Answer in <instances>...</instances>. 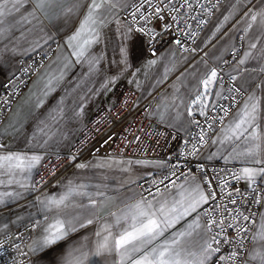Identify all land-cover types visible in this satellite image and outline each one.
Masks as SVG:
<instances>
[{
    "label": "crops",
    "instance_id": "1",
    "mask_svg": "<svg viewBox=\"0 0 264 264\" xmlns=\"http://www.w3.org/2000/svg\"><path fill=\"white\" fill-rule=\"evenodd\" d=\"M130 1L109 0V3L98 10V42L92 44L86 57L79 62L71 55L72 48L68 46V42L87 13V8L83 5L89 4L90 0H81V7L72 14L64 11L71 0L53 3L43 10L35 7L36 0H23L19 11L13 10L4 18L0 25L4 29V38L0 39V87L15 72L21 58L55 42L58 46L52 59L34 78L2 124L0 135L5 147L0 150V155L26 153L29 156L35 154L42 157L48 151L68 149L92 110L100 102L109 100L110 86L131 81L141 87L142 96L157 90L151 116L172 127L177 132L178 141L190 128L189 110L199 111V104H193V101L198 93H205L204 86L200 83L205 71L220 64L235 46L238 36L243 34V53L230 66L228 74L235 77L236 83L245 88L248 94L201 152L200 157L208 162L220 160L240 164L242 170L246 167L258 169L264 166L251 162V158L246 155L251 141L244 138H224L225 129L231 125L235 114L251 93L255 92L260 97L264 115V71H261L264 68V23H261L259 16L255 22L251 19L252 15L264 9V0H223L196 43L197 50L206 46L208 49L203 56L196 59L191 52H181L173 46L165 47L154 59L148 58L144 39L130 32L119 16ZM8 6L12 8V3ZM225 17H228L227 21ZM129 44L133 46L135 55L130 66L125 69L120 64L121 48ZM90 58H95L97 62L90 65ZM242 59L245 60L243 64L240 63ZM149 61L155 63L150 64ZM223 91L216 81L210 88V94L204 95L203 102L207 108L221 97ZM216 93L220 95L217 96ZM260 123L264 129V119ZM261 158L264 159V153ZM84 164L87 166L77 167L63 181L36 198H29V195L39 164L30 174L13 169L14 174L9 175L5 169H0V200L3 201L0 203V236L33 220L37 222V226L29 244L31 246L41 238L42 230L47 224L57 218L77 217L86 226L81 228L77 223V231L69 239L75 246H83L84 251L91 252L101 239L96 236V232L103 226L113 225V232L119 230L112 213L119 215L126 203L140 198L136 183L142 178L159 175L165 167L164 154L156 159L97 155ZM254 179L264 183V175H257ZM249 182L243 179L244 186ZM197 183L204 190L199 178L190 176L162 193L169 199H179L180 186L190 188ZM80 185L84 187L79 191L88 195L69 196L65 201L68 207L63 211L55 208L48 210L41 204V201L50 198L59 199L68 192L69 187ZM90 200H95L96 205L93 206ZM195 215L194 213L187 217L186 221H191ZM88 219L93 222L87 224ZM186 221H181L177 228L186 226ZM199 222L201 228L188 238L192 242L200 239L197 232L205 235V224L201 216ZM262 223L264 199L254 238ZM62 244L63 242L35 254L30 251L33 256L31 264H51ZM259 247L260 243L254 239L245 264H256L250 260V254ZM111 260L109 257L107 264H111ZM86 264H106V261L104 257H90Z\"/></svg>",
    "mask_w": 264,
    "mask_h": 264
},
{
    "label": "built area",
    "instance_id": "2",
    "mask_svg": "<svg viewBox=\"0 0 264 264\" xmlns=\"http://www.w3.org/2000/svg\"><path fill=\"white\" fill-rule=\"evenodd\" d=\"M222 2L223 0H188V4H185V0H164L161 4L160 0H151V6L144 2L143 7H140L142 0H131L121 10L119 16L129 29H132V33L144 39L148 58L154 59L165 47L173 46L181 52H191L196 59L203 56L208 49L206 46L197 50L196 43ZM164 5H167L168 9L175 7L177 10L166 9L162 13L165 19L159 20L153 15V6L164 7ZM142 16L149 18L147 23L141 19ZM173 16L177 19L173 20ZM165 24L171 27L163 30ZM140 27L153 28L159 35L149 43L147 37L136 31ZM177 40L180 41L179 44L176 43ZM57 46L58 43L55 42L21 58L15 72L3 81L0 87V128L34 78L52 59ZM243 50L244 35L240 34L225 59L212 67L217 70V83L224 90L221 97L206 109L204 116H201L199 111L191 112L190 128L178 141L177 132L172 127L151 116L157 90L142 96L140 86L127 82L115 85L112 96L109 100L100 102L92 110L68 149L48 151L43 154L34 174L33 189L29 198L42 195L63 181L77 168V164H84L97 155L156 159L164 154L163 172L157 176L142 178L136 183L139 196L151 198L148 195L149 191L153 195L156 194L157 188L164 192L174 188L172 181H175L177 186L190 176L198 177L205 191L211 184L212 190L217 194L216 198L201 207L200 216L205 225L209 219H223L227 237L232 241V243L223 242L225 233L217 237L221 241L220 252L213 256L211 264H217L219 256L227 257L232 251L240 253L235 264H245L248 251L254 243L255 227L261 216L264 183L254 179V182L244 186L243 179L234 178L242 174L240 164L220 160L208 162L200 157L201 152L223 128L248 94L247 90L239 86L228 74V69L241 56ZM225 109L228 110L227 114ZM202 134L203 141L200 139ZM0 145L5 147L1 135ZM73 156L76 157L74 161L71 159ZM153 181L156 183L154 184ZM221 181L227 182L223 192L220 188ZM229 193L232 195L229 196ZM233 198L236 199L235 204L231 203ZM257 200L259 203L256 202ZM237 210L248 216L249 220L239 218L234 221L232 217L236 215ZM229 223L234 227L227 228ZM36 226L37 222L31 220L0 236V264H31L33 256L29 244ZM235 226H241L244 231L238 235ZM218 231L219 228L213 225V233ZM237 241H242V246L236 243ZM219 264H229V262L220 261Z\"/></svg>",
    "mask_w": 264,
    "mask_h": 264
},
{
    "label": "snow or ice",
    "instance_id": "3",
    "mask_svg": "<svg viewBox=\"0 0 264 264\" xmlns=\"http://www.w3.org/2000/svg\"><path fill=\"white\" fill-rule=\"evenodd\" d=\"M60 2L62 0H36L35 7L43 10L53 3ZM144 2L149 3L151 6V0H142L140 7H143ZM163 2L164 0H160L161 4ZM9 3H12V8H9ZM106 3H109V0H100V2L90 0L89 4L83 5L87 8V13L80 23L79 29L69 37L68 42V46L72 48L71 55L77 58V62L83 60L92 44L98 42L97 13ZM22 4L23 0H15L14 3L13 0H0V25L3 24L4 18L10 15L13 10L19 11V7ZM185 4H188V0H185ZM80 7L81 0H71L70 5L64 11L66 14H72L78 11ZM112 7H115V4H112ZM153 7V15L159 20L165 19L162 13L166 9L169 11L177 10L175 7L168 9L167 5H164V7ZM137 11H139V8ZM258 16L261 19V23H264V9L252 15V21L255 22ZM141 19H144L147 23L149 18L142 16ZM172 19L176 20L177 17L173 16ZM227 20L228 17H225V21ZM170 27L171 25L165 24L163 30H167ZM129 31L131 32L132 29L130 28ZM136 31L147 37L149 43L159 35L153 28L140 27ZM217 31H219V28ZM3 38L4 29L0 28V39ZM176 43L179 44L180 41L177 40ZM252 47H255V45H252ZM134 55L135 50L131 44L122 46L120 64L126 69L130 66ZM245 59H247V54ZM96 62L95 58L89 59L90 65ZM149 63L154 64L155 61H149ZM240 63H245V60L242 59ZM261 71H264V68ZM217 79V70L211 68L205 71L204 77L200 81L204 86L205 93H198L193 104H199V114L201 116L206 114L207 108V105L203 102L204 95L210 94V88ZM232 79H235V77H232ZM49 86H51V81H49ZM49 90H51V87ZM236 91L240 90L236 89ZM45 94L47 95V93ZM216 95L219 96L220 93H216ZM227 111L225 109V114H227ZM191 114V110H189V115ZM262 119H264V115H262L260 97L253 92L248 96V100L245 101L243 107L235 114L231 125L225 129L224 137L226 140L244 138L251 141V146L247 148L246 155L251 158V162L260 165H264V159L261 158L262 153H264V129L261 128L260 123ZM200 139L201 141L204 140L203 134ZM3 147V145H0V148ZM71 159L74 161L76 157L73 156ZM41 160L42 157L35 154L31 156L26 153L4 154L0 155V169H5L9 175L14 174L13 169L27 171L30 174L40 164ZM137 163L145 162L137 161ZM86 166L82 163L76 165L78 168ZM257 175H264V166L258 169L246 167L242 170L241 175L234 178L254 182V178ZM153 183L155 184L156 182L153 181ZM160 183H163V181H160ZM171 183L175 187V181ZM226 186V181L220 182L221 192ZM83 187V185L69 187L68 192L64 196L59 199L50 198L47 201H41V204L48 210L55 208L63 211L64 208L68 207L65 201L69 199V196L73 194L88 195L79 191ZM180 187L179 199H169L157 188L155 195L149 191L148 195L152 197L151 199L148 196H140L134 202L126 203L119 215L115 212L112 213L115 218V225L119 226V230L113 232V225L106 224L103 226L101 230L96 232V236L101 237V239L97 241L94 250L91 252L84 251L83 246H75L73 241L69 239L70 235L77 231V223H79L81 228L86 226L77 217L57 218L54 222L47 224L42 230L41 238L29 246V250L33 254L44 252L63 242L61 250L54 256L51 264H86L90 257H104L106 264L109 257L112 258L111 264H211L213 256L220 252L221 241L217 237L221 233H225L223 242L232 243L227 237L224 220L209 219L204 228L205 235H200L197 232L200 239L195 242L190 241L188 238L192 237L193 232L201 228L199 222L200 212L198 210L201 209L202 205L208 204L210 200H215L217 194L212 190L211 184L208 185L207 191L201 189L198 183L190 188ZM231 195L229 193V196ZM2 202L0 200V203ZM256 202L259 203L258 200ZM90 203L93 206L96 205L95 200H90ZM231 203L235 204L236 199L233 198ZM225 211H227V208H225ZM194 213L196 214L195 217L191 221H186V218ZM205 214H207V210H205ZM239 218L245 221L249 220L248 216H244L243 213L237 210L236 215L232 219L235 221ZM181 221H186V226L177 228ZM92 222V219L87 220V224ZM213 225L219 228L218 232L213 233ZM233 227L232 223L227 225V228ZM235 230L238 235L241 231H244L241 226H235ZM102 233L105 234L102 236ZM254 239L260 243V247L250 254V260L256 262V264H264V223L261 224L260 230ZM236 243L242 246V241H237ZM213 245H216V247H213ZM21 254L27 255V253ZM239 255L238 251H232L227 257L221 255L217 259V264L220 261H228L229 264H235V260Z\"/></svg>",
    "mask_w": 264,
    "mask_h": 264
},
{
    "label": "rangeland",
    "instance_id": "4",
    "mask_svg": "<svg viewBox=\"0 0 264 264\" xmlns=\"http://www.w3.org/2000/svg\"><path fill=\"white\" fill-rule=\"evenodd\" d=\"M130 82V81H129ZM130 83H132V84H134V85H137V84H135V83H133L132 81L130 82ZM137 86H139V85H137ZM114 89V86L113 85H111L110 86V90H111V96H112V90Z\"/></svg>",
    "mask_w": 264,
    "mask_h": 264
}]
</instances>
